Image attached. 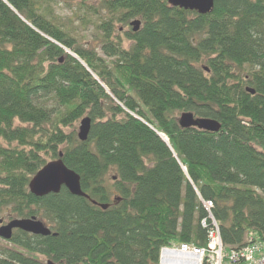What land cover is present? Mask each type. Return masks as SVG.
Returning a JSON list of instances; mask_svg holds the SVG:
<instances>
[{
	"label": "trees",
	"instance_id": "1",
	"mask_svg": "<svg viewBox=\"0 0 264 264\" xmlns=\"http://www.w3.org/2000/svg\"><path fill=\"white\" fill-rule=\"evenodd\" d=\"M49 1L0 0V213L51 229L14 231L21 251L1 250L0 264H158L164 245L204 246L209 214L225 246L249 233L264 243V0H214L204 15L167 0H76L103 14L92 48L49 20ZM188 111L220 130L181 128ZM85 114L81 142L70 127ZM60 152L90 199L29 192Z\"/></svg>",
	"mask_w": 264,
	"mask_h": 264
},
{
	"label": "water",
	"instance_id": "2",
	"mask_svg": "<svg viewBox=\"0 0 264 264\" xmlns=\"http://www.w3.org/2000/svg\"><path fill=\"white\" fill-rule=\"evenodd\" d=\"M172 7L182 8L184 10L196 11L198 14L204 15L212 11L214 0H167ZM132 30L135 32L140 28V21L133 20L130 22ZM71 55V54H70ZM79 61L84 67L86 64L76 55H71ZM254 93V90H248ZM181 128H197L208 132H217L221 128L219 121L213 118L196 117L192 112H183L178 119ZM91 128V119L89 116H84L80 119L77 138L84 142L87 140ZM158 136L168 144L167 138L154 130ZM62 187H65L72 195L85 197L90 199L80 184L79 175L69 169L62 160L60 152L58 158L46 162L30 179L28 189L31 194L36 197L46 196L50 193H58ZM95 204V201H92ZM102 209H106L108 204H98ZM2 220H0V223ZM18 229L32 235L47 236L51 234V229L36 216L28 218H15L9 222L0 225V238L10 240L13 235V230ZM46 264H56L51 260H47Z\"/></svg>",
	"mask_w": 264,
	"mask_h": 264
},
{
	"label": "built area",
	"instance_id": "3",
	"mask_svg": "<svg viewBox=\"0 0 264 264\" xmlns=\"http://www.w3.org/2000/svg\"><path fill=\"white\" fill-rule=\"evenodd\" d=\"M209 211L211 202H204ZM201 220L207 231L205 246L179 243L162 246L159 251V264H264V246L250 241L240 247L229 248L223 244L218 223L209 214Z\"/></svg>",
	"mask_w": 264,
	"mask_h": 264
},
{
	"label": "rangeland",
	"instance_id": "4",
	"mask_svg": "<svg viewBox=\"0 0 264 264\" xmlns=\"http://www.w3.org/2000/svg\"><path fill=\"white\" fill-rule=\"evenodd\" d=\"M48 4H49L47 5L48 9L46 10L45 15H47L49 20L53 21L62 30L69 32L71 36L80 45L86 48H92L98 46L96 25L99 24L103 19L102 13H98L97 15L95 12H92L91 10L89 11L86 9L79 8L76 0H50ZM116 26H122L124 27V30L128 29L126 26H123L122 23H117ZM128 46L129 43L125 41L123 47L126 48ZM65 52L71 55H76L74 52L66 48H65ZM98 53L101 56H103V53L100 50H98ZM84 116H88V115L85 114ZM79 122L80 119H78V121H76L70 127V130H75L76 134L78 133ZM46 159L48 162V158ZM113 174L114 173L111 172L110 174H108L107 177H111L113 176ZM117 195H118L117 193H114L113 195L110 196V198L113 199L117 197ZM15 218L18 217L13 213H8V212L6 214L4 212L0 213V220H3V222H9L10 220ZM14 230H18V229H14ZM250 241L258 243L260 246L262 245L264 246V243L259 241V238L255 234L249 233L247 235L245 243H249ZM16 248L19 251H21L20 248H18L17 246H14L12 243L0 238V251L4 249H16ZM229 248L232 247H227V249ZM35 259L42 264H46V258L42 255H35Z\"/></svg>",
	"mask_w": 264,
	"mask_h": 264
},
{
	"label": "flooded vegetation",
	"instance_id": "5",
	"mask_svg": "<svg viewBox=\"0 0 264 264\" xmlns=\"http://www.w3.org/2000/svg\"><path fill=\"white\" fill-rule=\"evenodd\" d=\"M9 220H10V219H9ZM5 223H7V222H3V220H2V222L0 223V225L5 224ZM14 231H16V230H14ZM14 231H13V232H14Z\"/></svg>",
	"mask_w": 264,
	"mask_h": 264
}]
</instances>
